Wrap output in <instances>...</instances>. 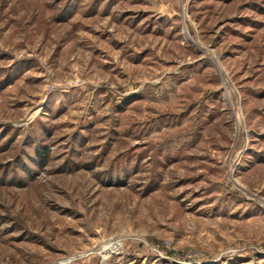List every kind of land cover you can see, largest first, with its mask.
<instances>
[{
  "label": "rangeland",
  "instance_id": "obj_1",
  "mask_svg": "<svg viewBox=\"0 0 264 264\" xmlns=\"http://www.w3.org/2000/svg\"><path fill=\"white\" fill-rule=\"evenodd\" d=\"M0 264H264V0H0Z\"/></svg>",
  "mask_w": 264,
  "mask_h": 264
}]
</instances>
